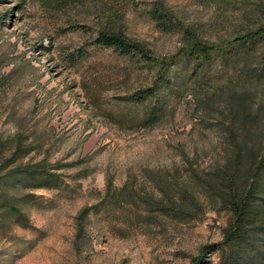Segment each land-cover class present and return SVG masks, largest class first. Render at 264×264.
Returning a JSON list of instances; mask_svg holds the SVG:
<instances>
[{
	"label": "rangeland",
	"instance_id": "obj_1",
	"mask_svg": "<svg viewBox=\"0 0 264 264\" xmlns=\"http://www.w3.org/2000/svg\"><path fill=\"white\" fill-rule=\"evenodd\" d=\"M256 1L80 0L55 10L0 0V162L19 143L31 146L19 162L62 166L57 188L12 192L27 194L18 216L0 206V264L219 263L227 211L178 221L141 198L164 182L173 189L189 167L200 174L222 165L241 141V154L264 153V80L252 77L264 41L232 48L258 24ZM155 8L183 27L152 17ZM111 16L152 64L94 43ZM190 34L213 49L189 80ZM161 72L169 87L129 99ZM180 81L188 87L168 90ZM152 105L158 119L145 125ZM240 121L247 137L237 135Z\"/></svg>",
	"mask_w": 264,
	"mask_h": 264
},
{
	"label": "trees",
	"instance_id": "obj_2",
	"mask_svg": "<svg viewBox=\"0 0 264 264\" xmlns=\"http://www.w3.org/2000/svg\"><path fill=\"white\" fill-rule=\"evenodd\" d=\"M80 0H39L45 9L59 10L72 2ZM259 14L258 24L233 38V46L243 50L256 42H263L264 38V0L253 4ZM152 17L158 20L164 19L171 25H176L174 20L159 8L152 10ZM115 16L105 20L102 27L96 31L94 43L112 48L121 54L137 55L144 63L152 64L151 52L140 43L133 42L124 37L119 29H114L112 22ZM176 27H183L177 23ZM184 31H187L184 28ZM192 37H194L192 39ZM183 48L182 59L192 62V79L197 75V67L201 68L203 62L209 59L213 47L201 42L196 36L190 34ZM185 55V56H184ZM171 63H174L173 59ZM256 72L252 77L262 84L264 80V55L257 61ZM166 69H163L164 72ZM255 71V70H253ZM157 75L153 84L146 88L134 91L129 99L139 100L148 96L157 95L162 86L169 87L168 80H164L163 73ZM162 74V75H161ZM181 83V81H180ZM176 84V80H175ZM173 85L171 89L187 88V83ZM246 109L242 110V119L248 115ZM241 113V112H240ZM155 106H150L140 121L145 125L156 123L158 116ZM239 114V112H238ZM234 109L233 116H237ZM244 124L237 123V135L248 136L249 128H242ZM236 135V137H237ZM241 143L236 144L234 154L228 155L222 165L197 174L194 169H187L186 178L172 188L164 182L157 187V195L145 194L141 198L145 208L158 211L170 219L183 221L196 217L206 209H223L229 213V219L222 231L221 248H219L218 264H264V153L241 154ZM31 150L28 146L15 143L12 152L0 162V189L5 190L6 195L0 194V206L4 207V213L19 215L15 204L26 195L13 194L18 189L57 188L59 174L58 164L48 165L43 158L35 163H21L22 157ZM250 147L247 151H250ZM250 153V152H249ZM174 176V175H173ZM109 182L106 183V190ZM124 187H120L116 197L121 195ZM170 188V189H169ZM88 208H82L78 216L81 220L86 216ZM84 219V218H83ZM201 257L194 262L200 261Z\"/></svg>",
	"mask_w": 264,
	"mask_h": 264
}]
</instances>
